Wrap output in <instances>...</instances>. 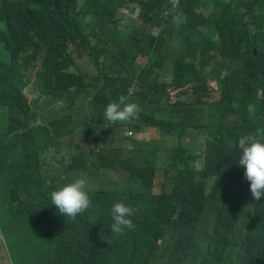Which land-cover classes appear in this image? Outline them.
<instances>
[{"label": "trees", "instance_id": "obj_1", "mask_svg": "<svg viewBox=\"0 0 264 264\" xmlns=\"http://www.w3.org/2000/svg\"><path fill=\"white\" fill-rule=\"evenodd\" d=\"M181 9L185 50L168 26L140 27L132 0H0V93L23 109L0 130V254L11 264H123L130 243V264H264V196L236 161L239 136L264 127V0ZM121 94L138 114L109 124L103 109ZM77 176L91 204L64 218L49 193ZM117 199L136 210L120 234L109 231Z\"/></svg>", "mask_w": 264, "mask_h": 264}, {"label": "clouds", "instance_id": "obj_2", "mask_svg": "<svg viewBox=\"0 0 264 264\" xmlns=\"http://www.w3.org/2000/svg\"><path fill=\"white\" fill-rule=\"evenodd\" d=\"M132 1L138 7L141 15L139 21L140 27L164 25L173 27L184 22L187 17L181 9V2L178 0H163L164 5L157 10L149 9V15L144 14L142 6L143 3L151 0ZM127 11V9H124L125 13ZM197 12L208 16V11L204 8L197 9ZM130 17V15H125V18L131 22L132 17ZM130 22L124 23L121 26L131 30ZM31 75L33 76L31 82H35V69L31 71ZM152 75L166 83H171L174 76L169 72L155 68H152ZM31 82L26 87L27 94ZM28 96L32 98L30 94ZM0 103L8 112L9 123L6 130H8L10 124L19 125L23 121L21 114L23 109L17 102L12 101L6 94L0 93ZM137 114L138 105L135 102L129 101L123 94L117 99L108 102L103 109V119L108 121L109 124L134 119ZM236 147L239 149L236 161L243 167L244 177L250 182L249 187L252 197L255 200H259L264 196V127L258 126L253 131L241 134L237 140ZM49 199L50 205H54L59 214L63 215L64 218L74 219L78 214L87 210L91 204L88 178L77 176L72 180L60 184L49 193ZM135 211V208L123 199L115 200L110 208L112 224L109 231L120 234L126 228H132L133 223L131 218Z\"/></svg>", "mask_w": 264, "mask_h": 264}, {"label": "rangeland", "instance_id": "obj_3", "mask_svg": "<svg viewBox=\"0 0 264 264\" xmlns=\"http://www.w3.org/2000/svg\"><path fill=\"white\" fill-rule=\"evenodd\" d=\"M179 2H183V0H178ZM131 18V17H130ZM134 18V17H132ZM127 22H130L129 19L125 18V20L123 21V23H127ZM5 24V23H4ZM169 27V26H168ZM170 30H171V36H172V39L175 40L177 42V47L180 49V50H185L188 45H189V41L185 38V37H181L177 31L176 28H173V27H169ZM157 32V28L153 27V26H148L146 27V32ZM129 33V31L127 32ZM224 36L227 38V39H230V40H233L234 39V36L232 34V32L230 31H226V33L224 34ZM6 55V54H5ZM0 57H1V54H0ZM139 61L140 62H145V58L143 57H139ZM205 68H203L205 71H210L211 68H212V64L211 63H197L195 66H196V69H201L203 67V65H205ZM171 72V70H169ZM34 81L31 82V84L29 85L28 89L29 90H33L34 88ZM224 87V85H223ZM172 88H170V91H171ZM169 93V85L166 87V92H165V102L166 100L169 102V99H167V94ZM212 97L213 98H218L219 97V94L217 92H213L212 93ZM55 119V117L53 118ZM9 123V118H8V112L6 110V108L1 105L0 103V130L2 132H4L7 128V125ZM130 136H137V138L144 142V141H147V140H152V137L153 135L151 133H148V134H137V133H134L133 135H130ZM125 155L123 154L121 157H124ZM199 166V164H198ZM113 173H116V172H113ZM162 182H163V176L162 175H157V177L155 178L154 180V185H153V192L154 193H158L161 191V188H162ZM133 219V217H132ZM128 228L125 229V231H127ZM15 242H13L12 244H10V248H13V246H15ZM132 245L133 243H130V244H126L124 245L123 247V254H124V261H123V264H130L129 261H128V258H127V255L129 254V251L131 250L132 248ZM5 249L7 251V246L5 244ZM1 250V249H0ZM8 254V253H7ZM6 254V257L3 258L2 254H0V262H6V263H11L9 257L7 256Z\"/></svg>", "mask_w": 264, "mask_h": 264}]
</instances>
